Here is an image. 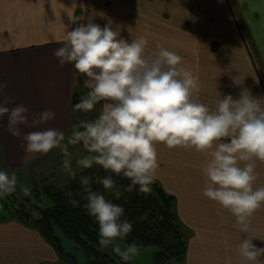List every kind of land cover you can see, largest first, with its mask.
I'll return each mask as SVG.
<instances>
[{"label": "clouds", "instance_id": "clouds-1", "mask_svg": "<svg viewBox=\"0 0 264 264\" xmlns=\"http://www.w3.org/2000/svg\"><path fill=\"white\" fill-rule=\"evenodd\" d=\"M97 13L69 15L60 40L45 41L61 44L53 55L63 66L71 64L87 94L74 105V110L89 112L105 101L98 117L71 125L66 134L56 128L30 131L22 136L24 150L31 154H47L59 148L64 160L62 169L71 178L77 170L100 165L109 175L95 180L80 176L86 193L85 208L98 225V245L111 248L122 261L131 262L139 254L136 243L122 249L117 240H125L132 223L124 216L122 205L94 191L91 184L99 182L112 190L115 199L121 191L112 174L130 181L125 191L138 186L141 193L150 192L159 167L156 144L169 149L183 147L205 153L202 167L205 177L202 194L228 210L234 217L241 237L238 254L241 264H264V246L253 244L255 235H248L251 218L264 206V186L255 187L256 161L264 162V103L247 90L234 99L231 94L217 98L215 108L193 99L199 90V78L183 65V58L163 46L148 52L145 36L125 39L111 18L103 26L95 22ZM10 51L0 48V52ZM258 83V80H257ZM6 84L0 82V89ZM0 104V118L7 116V130L21 136L20 125L28 124V108L17 104ZM51 109L42 111L30 126L54 119ZM70 145H82L88 153L72 166ZM243 165V166H241ZM185 166H188L187 163ZM17 175L0 168V199L16 191ZM27 192V189L24 190ZM71 195V194H69Z\"/></svg>", "mask_w": 264, "mask_h": 264}, {"label": "crops", "instance_id": "crops-1", "mask_svg": "<svg viewBox=\"0 0 264 264\" xmlns=\"http://www.w3.org/2000/svg\"><path fill=\"white\" fill-rule=\"evenodd\" d=\"M179 2L183 1L0 0V48L10 49L0 52V82L6 84L0 89V104L8 101L9 108L23 104L29 110V123L19 126L21 136L7 130L6 115L0 118V158L6 169L17 170L44 155L24 150V134L47 128L67 134L73 93L78 91L83 95L89 91L73 66L68 63L61 66L53 55L61 44L45 43L60 40L65 26L69 30L74 27L69 23V15L87 17L97 13L95 22L103 26L107 20L98 13H104L117 30L121 29L125 39L147 37L148 52L158 45L176 52L183 58L184 67L199 78V90L193 99L211 109L215 108L220 94H231L236 99L244 90L264 103V29L263 43L255 41L254 47H250L227 0L195 1L194 12L190 14L183 8L184 3ZM202 4L208 7L202 13V22L214 24L219 14L226 18L227 24L179 23L182 18L199 16L195 11L202 9ZM165 13L171 18L168 22L162 20ZM247 29L254 36L252 28ZM98 104L101 112L105 101ZM46 109L55 113L54 119L38 128L31 127V121ZM155 147L159 163L156 180L173 196L174 210L189 233L186 251L189 264H241L237 248L246 234L240 233L235 217L228 210L202 194L205 177L201 170L206 154L183 147L169 149L162 143ZM255 163V187H261L264 186V162ZM248 235L264 238V206L253 214ZM12 237L17 240L15 250L6 245ZM0 241V257L5 252L9 263H15L9 258L16 256V262L46 264L52 259L50 255H54L34 229L14 219L0 223ZM252 242L257 247L264 246V240L256 237Z\"/></svg>", "mask_w": 264, "mask_h": 264}, {"label": "trees", "instance_id": "trees-1", "mask_svg": "<svg viewBox=\"0 0 264 264\" xmlns=\"http://www.w3.org/2000/svg\"><path fill=\"white\" fill-rule=\"evenodd\" d=\"M84 174L93 180L109 175L105 170L101 173L86 171ZM79 178L75 177L63 188L46 187L44 194L51 202L49 207L30 203L27 198L22 199L18 205H6L11 218L38 231L59 258L68 257L73 260L74 255L64 251L58 231L85 252V264H126L111 248L102 250L99 247L98 225L85 208L86 193ZM112 178L121 191L119 199L110 196L99 182L92 183L91 187L94 191L102 192L106 199L123 206L124 216L121 219L132 223V231L124 241L128 244L136 243L139 248L156 247L155 264L182 262L187 251L189 233L174 210L173 196L157 180L150 185V192L145 194L138 191V186L131 192L125 191L130 181L122 175L112 174ZM33 213L35 217H32Z\"/></svg>", "mask_w": 264, "mask_h": 264}, {"label": "rangeland", "instance_id": "rangeland-1", "mask_svg": "<svg viewBox=\"0 0 264 264\" xmlns=\"http://www.w3.org/2000/svg\"><path fill=\"white\" fill-rule=\"evenodd\" d=\"M183 2H179L180 4H183V8L187 10V13L190 14L194 12L193 4L195 1H201L202 0H182ZM229 5L231 6V9L234 13V17L240 26V29L245 33V37H247V42L249 43L250 47H254V42L257 41L260 45L263 43L262 39V33L264 29V0H227ZM206 5L202 4V9H197L195 11L196 17L193 18H182L181 22L182 24H199L202 23L206 26H208L209 21H203L202 22V13L206 12ZM208 8V7H207ZM202 10V11H201ZM221 17V18H220ZM223 16L217 15V22L214 24H211L213 26H219V25H226L227 20L226 18H222ZM148 20L151 18H147ZM171 18L167 15V13L164 14L163 21L168 22ZM247 27L252 28L254 31V36L252 35L251 29H247ZM253 49V48H252ZM256 61L257 57L255 58ZM259 63V62H258ZM261 65V63H260ZM261 67V66H259ZM84 96L87 94L86 91L83 92ZM78 91H76V98L77 101L81 100L83 98V95H80ZM80 95V96H79ZM100 114L99 111V104L97 103L93 110L89 112H82L74 110V105H71V125L80 121H92L98 117ZM71 128V126H70ZM70 132V129L68 133ZM67 133V134H68ZM69 151L72 154V166L74 169H76L75 161L79 158H81L84 155H87L88 153L83 149L82 145H70ZM1 157V156H0ZM64 156L63 153L60 151L59 148H54L50 153L44 154L40 156L39 158L33 160L26 166L19 168L17 170H14L17 175V185H16V191L12 193L11 195L5 196L4 198L0 199V223L8 222V220L13 219L11 218V214H9V209L6 207V205H18L19 202L22 199L27 198L30 203H36L41 207H49L51 205V202L44 194V190L46 187H54V188H63L66 186L72 179L65 173L62 169ZM0 168H3L5 170L6 167L2 163V160L0 158ZM104 169L100 165H94L91 168L84 169L82 171L77 170L76 177L85 175L84 172H91L95 171L96 173H101ZM11 172L10 170H8ZM27 189V192L24 190ZM107 190V189H106ZM107 193H109L110 196H114L112 190H107ZM22 203V202H20ZM24 206V204H23ZM26 208H28L27 205H25ZM32 217H35L36 214L33 213ZM180 220V219H179ZM16 221V220H14ZM23 225V224H22ZM25 226V225H24ZM28 227V226H26ZM31 228L32 230L34 228ZM35 230V229H34ZM36 231V230H35ZM38 233V231H36ZM39 237L43 239V237L38 233ZM57 235L60 237L62 246L65 252H69L72 255H74L73 260L68 257H61L59 258L56 254V252L53 250V248L50 246L48 242L46 244L50 246V253L54 255H50L52 259L50 261H47L46 264H85L87 260V256L85 252L75 247V245L70 241L64 234L61 232H57ZM16 237L18 238L17 234ZM11 241L6 242V245L9 249L15 250L16 247V238L12 237L10 238ZM7 240V239H5ZM16 241V242H15ZM1 243V241H0ZM115 243H118L119 246L124 249L129 244L126 241L117 240ZM3 245V244H2ZM157 250L154 246H147V247H141L139 248V254L133 258L131 261L132 264H155L154 261V252ZM47 253V251H46ZM2 256L0 257V264H26L21 262H16L17 257L15 258L11 257L9 258V261L15 260V263H9L7 260V257L5 256V252L1 253ZM56 255V256H55ZM172 264H189L186 254L183 258V261L181 262H174Z\"/></svg>", "mask_w": 264, "mask_h": 264}, {"label": "water", "instance_id": "water-1", "mask_svg": "<svg viewBox=\"0 0 264 264\" xmlns=\"http://www.w3.org/2000/svg\"><path fill=\"white\" fill-rule=\"evenodd\" d=\"M75 95H76V92H74L73 95H72V101H71V103H72L73 105H75V104L78 102V101H77V98H76ZM79 96H80V95H79ZM72 104H71V105H72Z\"/></svg>", "mask_w": 264, "mask_h": 264}]
</instances>
